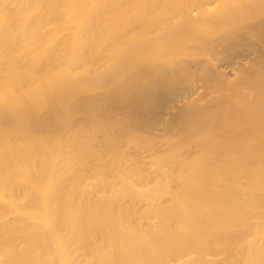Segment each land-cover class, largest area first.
I'll list each match as a JSON object with an SVG mask.
<instances>
[{
	"label": "bare ground",
	"instance_id": "6f19581e",
	"mask_svg": "<svg viewBox=\"0 0 264 264\" xmlns=\"http://www.w3.org/2000/svg\"><path fill=\"white\" fill-rule=\"evenodd\" d=\"M137 3L0 0V264H187L202 243L264 264L263 239L245 243L264 236V0ZM75 124L112 158L124 136L167 134L177 187L143 193L102 159L88 181Z\"/></svg>",
	"mask_w": 264,
	"mask_h": 264
},
{
	"label": "rangeland",
	"instance_id": "374dc122",
	"mask_svg": "<svg viewBox=\"0 0 264 264\" xmlns=\"http://www.w3.org/2000/svg\"><path fill=\"white\" fill-rule=\"evenodd\" d=\"M129 1H130V6H129L130 11L132 13H135V14H133L136 16L135 18H139L140 15L137 14V10H138L137 0H129ZM134 26H132V28ZM136 27L137 26H135L134 28L136 30H138ZM208 97H210V96H208ZM207 99L208 98L203 99V100L206 101ZM203 100L199 101V103L202 104V102H205ZM82 116L84 117L83 118L84 119L83 124H84V123H86L85 122V120H87L86 118H89V115L87 113H83L81 115V118H82ZM72 126L74 128L71 127L70 130H72V129L76 130V128H77L76 132H77V134H79L80 139L82 141L79 143L81 145L80 146L81 153H83L81 156L83 157V155H87L89 153V156L88 155L87 156L90 157V160L88 162V164L90 163L89 164L90 166L88 165L87 170H89V171H87V173H86V178H88V181H92V177H93L92 174H93V171L95 170L94 168H96L98 166L97 165L99 162L98 160L102 159L110 167L111 166L112 167L113 166L114 167L120 166L119 167L120 169L127 171L129 178H130V181L134 184H137V185L143 187L142 188L143 193L144 192L145 193L146 192L147 193L153 192V188L155 189V185L157 183L161 184L164 182V184H167L170 187H173V188L177 187L178 181L175 178H174V180L167 181L168 183L166 182V180L161 179V173L164 170H166V167H167V166H164L163 159L166 156L172 155V150H174L173 144H175L174 141L169 140V137L167 134H164L163 132L142 133V134H140L138 132H134V133L130 134L129 136H124L121 139V146L119 147V149L117 151V153H118L117 157L112 158L111 155L109 154L108 150L101 147V145L96 140H92V139H89L87 137V133H86L85 129L79 128L80 126L78 124H75ZM76 126H78V127H76ZM79 129H80V131H79ZM202 131H203L204 135L207 134L209 137L214 134V132L211 130H206V131L202 130ZM69 132L64 134L65 138L71 136V135H69ZM74 133H75V131H74ZM70 134H73V132H70ZM181 135H183V134L181 133ZM181 135L180 134L177 135L178 140H180L182 138ZM136 137H140V139L138 141L134 140V138L136 139ZM65 138L63 137V139H65ZM198 140H199V138L196 137L193 139V141H190V142L186 141V142L181 143V145H179L180 146L179 153L182 155H184V154L187 156L189 155L188 157L199 156V153L196 152V150H194L195 148L192 147V145H193L192 143L198 142ZM170 142H173V143H170ZM83 148H84V150H87L88 152L84 151ZM97 154H98V156H97ZM114 161L116 164L113 163ZM175 163L171 166L173 169L178 166V165L175 166L177 164V163L176 164ZM94 165L95 166L97 165V166L94 167ZM135 170H137V171H135ZM138 173H140V174H138ZM90 176H92V177L90 178ZM86 178H85V181H87ZM157 180H160V181H157ZM242 181H243V188L246 191H249L250 189L247 186L248 179L244 178ZM87 188L90 190L89 196H90L91 201L92 202L96 201L97 197H98V195L96 196L97 188L94 185L89 186ZM204 192H207V195L210 194L211 188L206 187ZM6 193H5V196L7 198ZM246 194H247V192H246ZM205 195H206V193H205ZM168 198H169L168 195L162 194L160 196V198H158V200H155V202H153V203L155 205H158L161 202L165 203V202H167ZM122 202L124 204H127L125 199L122 200ZM134 206H135V208H137V210H142L143 208L145 209L147 206V201L145 200V198L137 196L135 198V201H134ZM0 213L2 214L1 218H0L1 219L0 225L3 228L4 226L6 227L5 224L8 223V221L12 220L13 212H12V209H10L9 207L0 203ZM133 221H135L136 223L138 222L139 224H142L145 227H150L151 225H153L156 222L155 219H151V218H144L141 220L137 216L133 217ZM251 223H252V225H254L257 223V220H254ZM254 238L252 237V239L246 240L245 243L247 242V245H248V244H255L257 242L262 243L261 242L262 239L264 241V236H258V237L256 236ZM87 240L89 241L90 239L88 238ZM242 243H244V242H242ZM241 244L238 246V251L236 248V250H235L236 252H239V250H241L240 249V248H242ZM247 245L245 244L246 248H247ZM201 246L203 247L202 251L200 249H198V250L196 249V252H195V249H192L190 254L187 255V264H226L227 260L230 259V258L227 259V257H230L231 254L228 256V254L226 255L223 252H219L220 250L216 251L218 249H213V248L211 249L209 247V245L205 244V243H202ZM245 246L243 247L244 249H242L243 251L246 249ZM248 246H250V245H248ZM235 251L232 250V253H234L233 255L236 254Z\"/></svg>",
	"mask_w": 264,
	"mask_h": 264
}]
</instances>
